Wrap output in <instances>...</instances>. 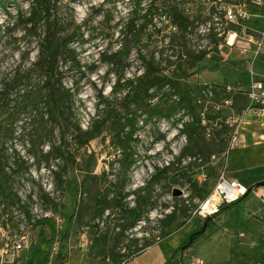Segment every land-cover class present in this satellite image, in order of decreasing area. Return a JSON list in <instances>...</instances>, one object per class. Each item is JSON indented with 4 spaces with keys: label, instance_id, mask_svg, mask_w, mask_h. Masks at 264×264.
Masks as SVG:
<instances>
[{
    "label": "rangeland",
    "instance_id": "1",
    "mask_svg": "<svg viewBox=\"0 0 264 264\" xmlns=\"http://www.w3.org/2000/svg\"><path fill=\"white\" fill-rule=\"evenodd\" d=\"M17 1L23 10L28 9L29 0ZM226 1L237 6L242 4V0ZM174 4V0H161L151 7L150 0L142 1L141 7L146 10L151 9L154 20L153 24L140 29L135 36L128 35L130 51L128 53L124 51L125 63L128 65L124 69L126 77L142 71L143 61L139 56L140 52L147 57L154 54L156 59L162 62L163 67H168L171 62L181 61L184 67L188 68V61L192 60L193 55L200 50L214 47L211 36L200 32L201 27L212 18L211 5L195 1L187 3L186 14L190 22L187 23L186 33L183 36L180 27L173 28L174 23L169 17L170 9ZM255 6L253 3L250 4V8ZM67 7L73 9V13ZM137 7L136 0H60L55 11L66 25L68 23L67 28H72L71 18L79 26L78 34L71 44L79 52L78 57L84 72L82 75L76 70L69 71L63 79L67 87L73 90L78 88L75 92L73 115L68 121L70 127L65 130L69 139L67 142L69 150L74 153L75 159L63 178V185L58 187L51 173V169H57L63 162L53 158L47 160L41 155V151L46 152L50 149L49 142L32 146L30 142L17 134L12 141L4 145L9 157L7 171L17 167L20 163L18 157L28 161L29 170L23 168L20 172H11L5 188L0 186V213L15 223L18 219L13 213L15 207L26 214L28 223H35L32 234L33 243L40 249L41 264H97L103 261L117 238L118 225L123 222L118 208L114 211H106L101 218L97 217L94 220L90 218L93 215V201L90 195L102 191L110 182L116 180V175L119 173L117 159L121 155L120 151L111 144L112 133L109 125L103 128L98 138L88 144L80 145L71 140L72 123L78 121L83 128H87L94 117L104 114L103 97L115 101L118 110L123 109L121 98L124 93L117 94L116 98L112 96V86L117 74L115 70H111L112 67L109 64L101 60L100 53L105 50H117L121 42H125L126 38L123 40L122 30L125 29L127 21L135 15L134 11ZM8 9L16 14L14 4H10ZM7 17L0 7V23H5ZM142 22L143 20L138 21V25ZM241 24L243 26H238L239 28L245 27L263 34L264 13L252 10L243 18ZM19 33H21L19 30L14 31V35ZM244 38L245 35L240 36L234 45L224 47L222 51L226 59L222 57L223 60L218 67H213L215 61L206 59L199 72L192 74L187 81L191 84L199 80L201 82L228 81L229 83L238 79L250 81L252 69L257 74L264 68V37L258 38L259 44L253 45V51H249V46L252 44ZM16 45L13 39H8L5 35L0 36L1 69L6 68L9 71L19 62L20 52L15 49ZM244 46H247L246 50L243 49ZM255 50L258 51L257 54ZM213 54L214 50L210 55ZM34 59L35 52H32L30 61ZM92 65H95L94 69H90ZM174 67L175 64L165 73L170 74ZM223 95L220 94L217 97L218 101H223ZM157 101L156 98L153 103ZM241 105L242 103L239 102L235 107L224 106L223 115L229 116L232 114V108H239ZM180 119V114L170 120L154 118L138 132L140 137L136 145L138 162L131 172L126 191H134L146 185L156 167L167 165L168 161L181 154L188 142L185 134L180 132L182 121H189L190 117L184 116L182 121ZM231 124L234 128L238 121L224 123L226 127H230ZM55 132L52 143L57 141L59 136V130L56 129ZM231 135L232 129H228L224 136L223 151L228 149ZM215 154L219 158L210 163L211 158H201L202 160L199 161L198 153L189 152L184 160L188 161L187 159L191 158V161L180 165L187 167L186 175L192 178H202L203 173L207 174L210 168L215 166L216 173L207 178L209 188L216 179L217 172L224 166L221 153ZM234 155L235 153L232 152L231 157L234 158ZM112 163H114L113 168ZM180 165H175L176 167L170 171L169 175L175 174ZM86 172L98 176L97 182L94 179L85 178ZM104 172L108 174L106 177L103 176ZM186 175L179 176L176 181L169 179L168 176H162L151 184L149 208L144 209L141 220L137 222L132 232L130 230L126 232V236L118 244V249L129 246L133 249L137 246L135 242H132L133 239L142 237L143 243L149 242L145 246L151 247L148 251L135 256L128 264H160L167 259L169 262L166 264H196L200 259L205 264H264V223L252 216L253 212L262 210L263 206L254 190L231 208L222 211L216 222L213 221L209 226H204V232L200 238L189 246H184L185 240L195 228L202 225L201 216L194 213L197 201H202L200 198L196 197L187 202V213L178 211L177 220L171 227L164 228L163 231L156 227L158 219L163 218L169 210H173L172 207L178 204L183 207L182 201L189 199L190 190ZM240 182L248 188L252 187V184ZM0 183H3L2 180ZM175 188L181 189L184 193L173 196ZM9 190L18 194L20 203L8 204L6 195ZM134 197L135 195H130L124 202L128 203L129 207H133ZM80 212L82 219L81 222H77ZM184 221L186 225L180 228L179 223ZM95 224L99 227L94 226ZM166 234L169 235L167 238L164 237ZM99 235H105L107 238L96 244L95 239ZM158 235L161 236L160 242L156 241ZM33 256L34 249L30 254L31 258Z\"/></svg>",
    "mask_w": 264,
    "mask_h": 264
},
{
    "label": "trees",
    "instance_id": "2",
    "mask_svg": "<svg viewBox=\"0 0 264 264\" xmlns=\"http://www.w3.org/2000/svg\"><path fill=\"white\" fill-rule=\"evenodd\" d=\"M143 0H136L138 7L134 11V16L130 18L125 29L122 30V38H126L121 42L117 50H105L101 52V60L109 64L117 74L116 81L112 86V96L123 92L121 98L123 109H117L115 101L107 97H103L105 105L104 114L94 117L87 128H83L78 121L72 123V139L80 145L88 144L93 139L98 138L104 127L108 126L111 130V144L120 151L121 157L117 159L119 164V173L116 180L110 182L102 191H97L90 195L93 201V215L91 219L101 218L106 211H114L118 208L123 222L118 225L119 231L117 238L110 247L109 253L103 261L97 264H119L125 259L130 260L135 257L139 250L137 246H131L118 249L121 239L126 236L128 230L135 228L138 221L141 220L144 209L149 208L151 199V184L159 180L162 176H168L176 181L179 176H185L187 167L181 166L183 160L189 152L198 153V157L210 159L215 153L223 152L225 143L224 136L228 129L233 128V124L226 127V116L223 115V107L215 110L212 106L206 112L207 119L220 121L221 127L215 128L210 138L206 136L207 125L203 124L201 112L203 106L198 102L200 99H206L205 92L213 93L212 102L223 103L227 99H232L231 107H235L239 102L241 107H236L237 112L242 113L249 102L250 85L246 80L238 79L233 83L224 82L222 84L215 82L191 84L187 81L192 74L199 72L202 63L206 59L215 61L213 67H218L223 60L219 45L224 42L223 38H218L213 32L211 36L214 47L211 49L200 50L189 62L188 68H185L183 62L172 63L168 67H163L162 62L156 59L153 54L150 57L139 54L143 61V69L140 73H135L131 77H126L124 69L128 67L126 62V54L130 51L128 35L135 36L136 33L148 25L153 24L154 16L151 9L141 7ZM161 0H150V6H154ZM170 9L169 17L174 23L173 28L177 26L182 30L185 36L187 23L190 22L187 12V3L195 0L177 1ZM17 0H0V7L7 14V21L0 23V36L5 35L8 39H13L17 44L15 49L20 52V60L9 71L0 68V186L5 188V184L9 181L12 173L20 172L21 169L29 170L28 161L21 157L20 163L15 169L7 171L9 157L5 143L12 141L17 134L24 140H27L35 146L37 143H50V149L46 152L41 151V155L49 160L50 158L59 159L63 162L57 169H51V173L56 179L57 186H62L64 176L67 174L71 163L75 159L74 153L69 150L68 137L65 130L70 127L69 119L73 115V106L75 102L76 87L74 90L67 87L63 79L69 71L76 70L81 72L83 65L79 59V52L76 47L71 44L74 37L78 34L79 26L73 18H71L70 29L68 23L61 20L57 16L56 10L60 0H29L28 9L23 10L17 3ZM206 2L207 1H195ZM226 4L227 2L224 0ZM242 4L246 5L250 10H264V6L256 5L253 0H242ZM255 4V8H250L251 3ZM10 4L16 7V14L11 13L8 9ZM210 4V3H209ZM234 4V3H230ZM213 8V14L217 12L218 5L210 4ZM235 5V4H234ZM73 13V9L67 7ZM143 20L141 25L138 21ZM241 22L243 19H241ZM69 23V24H70ZM242 24L232 23L229 29L233 32L240 33ZM154 28L157 29L156 25ZM19 30L21 33L14 35V31ZM160 31V29H158ZM246 33L257 37V34L245 30ZM262 34L258 36L261 38ZM32 46V44H34ZM21 44L23 46L21 47ZM214 50V54L210 53ZM35 52V59L30 61V55ZM222 58V59H221ZM225 59V58H224ZM29 61V62H28ZM175 64L171 73H165L166 70ZM92 65L90 69H94ZM231 86L232 90L228 91L227 87ZM223 95V101H218V96ZM158 99L153 103V100ZM234 109V108H233ZM180 114L182 121L184 116H189V121H182L180 132L185 134L187 145L182 149L181 154L163 167H156L146 185L139 187L134 191H126L127 184L130 181L131 172L137 166L136 145L140 141L138 132L149 124L154 118L158 120H170ZM183 116V117H182ZM224 125V126H223ZM56 129L59 130L58 139L54 143L51 141L55 138ZM211 140V141H209ZM196 156V155H195ZM194 156V157H195ZM202 160V159H201ZM211 163V162H210ZM181 164V165H180ZM177 168L176 175H169L170 171ZM114 163L111 164L113 168ZM220 172V171H219ZM212 183V187L208 188V177L216 173V167L212 166L208 173H203L205 178L200 181L198 177H186L188 188L190 190L189 199H184L181 204L175 205L173 210L166 214L163 218L158 219L157 228L164 230L169 228L177 220L178 211L187 213L188 203L198 197L204 200L213 190V187L219 176ZM108 174L103 173L106 177ZM85 178L94 179L96 182L98 176L91 175L86 172ZM257 186V185H255ZM3 188V189H4ZM130 195H135L133 207L124 200ZM8 204L16 205L21 202L17 193L9 190L6 195ZM237 203V202H236ZM236 203L222 205L214 217L220 212L231 208ZM24 208V207H23ZM2 213H0V219ZM81 212L78 214L77 222H81ZM90 219V220H91ZM212 217L204 218L202 225L198 226L189 234L184 242V246H189L200 238L204 232V226H209ZM89 222V221H88ZM186 225V222H180L179 227ZM94 226L99 227L95 224ZM166 234L164 237H168ZM105 235H99L96 244L105 241ZM139 239H133L137 245ZM146 242V241H145ZM105 243V242H104ZM149 242L143 243L147 245ZM107 248V245L105 246ZM125 249V251H123Z\"/></svg>",
    "mask_w": 264,
    "mask_h": 264
},
{
    "label": "built area",
    "instance_id": "3",
    "mask_svg": "<svg viewBox=\"0 0 264 264\" xmlns=\"http://www.w3.org/2000/svg\"><path fill=\"white\" fill-rule=\"evenodd\" d=\"M177 1H185V0H177ZM201 1V0H195ZM207 1L210 4L218 5L217 12L212 15V18L201 27L200 32L209 35L213 32L216 33L218 38H223L224 42L219 45L220 53L223 58L226 59V55L223 53V49L226 46H232L234 43H230V37L232 35L237 36V32H233L229 29L232 23L240 24L241 19L247 16V8L245 4H241L239 6L234 4H226L224 0H202ZM253 2L258 6H264V0H253ZM245 39L248 42L259 44V41H255L254 36L245 32ZM264 37V33L262 37ZM246 50V49H245ZM257 50L255 54H257ZM228 91L232 90L231 86L227 87ZM206 99H200L198 102L203 106L201 112V118L203 124L207 125L206 136L208 138L211 137L213 130L215 128H220V121L222 119L209 120L207 119L206 112L208 108L212 106L215 110H220L224 106H230L233 103L232 99L225 100L222 104L212 102L210 99L212 98L213 93L208 91L204 93ZM256 112L260 115H264V81L256 80L254 78L251 79L250 83V91H249V102L244 111L239 114H247L249 112ZM240 121L239 116H234L230 114L226 117L225 122L230 123L231 121ZM240 145V137L235 128L232 131V135L230 138V144L227 150L221 153V158L224 159V166L219 172V176L217 181L213 187L212 192L202 201H197L196 208L194 213L201 216L202 218H207L213 216L218 212L219 208L224 204L235 203L247 196L249 193V188L241 183L239 180L232 178L228 175L225 162L230 156L231 152ZM218 155H212L210 162L213 163L216 159H218ZM188 161L183 160V163H187L191 161V158L187 159ZM201 161V158L199 159ZM169 164V161L167 162ZM205 178V175H202L199 180L202 181ZM184 193V191H182ZM173 208V207H172ZM13 213L15 214V218L17 222L13 223L10 219L4 215H2L0 219V264H22V251L26 246L33 243V226L35 223H28V218L24 212L21 210L13 208ZM172 210H169L170 213ZM166 213V214H168ZM165 216V215H164ZM33 221V220H32ZM133 230V229H132ZM132 230H130L132 232ZM144 236V235H143ZM156 241H161V236L158 235L156 237ZM137 248L139 250L136 254L147 250L149 246H145L143 244V237L139 238L137 242ZM125 251V249L123 250ZM129 260L125 259L119 264H128ZM196 264H205L202 259L198 260Z\"/></svg>",
    "mask_w": 264,
    "mask_h": 264
},
{
    "label": "crops",
    "instance_id": "4",
    "mask_svg": "<svg viewBox=\"0 0 264 264\" xmlns=\"http://www.w3.org/2000/svg\"><path fill=\"white\" fill-rule=\"evenodd\" d=\"M250 11L252 10L247 9V16ZM260 11L261 10H255V12H260ZM261 12L264 13V10H262ZM247 29L250 30L249 28L243 27L241 32L238 33L237 36L235 34L232 35L230 37V43H234L235 40H237L240 36L243 37V35L245 34V30ZM254 33L257 34V37H254L255 41L260 40L258 39V36L260 34L258 32H254ZM249 43L252 44V46L251 45L249 46V51H253L254 49L253 45H255V43H251V42ZM245 47L247 46H244L243 49H247ZM252 60H253L252 63L254 64L255 58ZM252 78L256 80L264 81V68L259 70L257 74L252 69L251 79ZM199 82L203 84L208 83V82H201L200 80ZM211 82L220 83V84L224 83L220 81H211ZM246 82L247 85H250L251 80L250 81L246 80ZM232 114L234 116L235 115L239 116L240 118L239 123L235 126V128H237L240 137V145L232 151L235 153L234 158H232L230 154L227 161L225 162V167L230 177L235 178L239 181H243L244 183H249L250 185L252 184V187L249 188V190L256 191V194L260 197L263 206L262 210L253 212L252 216L255 217L256 220L264 223V186H255L257 185V183L264 181V115H260L256 112H249L247 114L239 115V112H237V110L233 108H232ZM239 201H237V203ZM221 213L222 212L217 214L215 217L214 215L211 216L213 219L211 223H213V221L216 222L217 217ZM201 220L203 222L204 218L201 217ZM150 247L139 254L148 251ZM32 249H34L33 258L30 257ZM21 257H22L21 259L22 264H41L40 262L42 258L41 252L39 247H37L34 243H31L24 248ZM133 258H131L129 262ZM167 262H169L168 259L166 261L161 262L160 264H166Z\"/></svg>",
    "mask_w": 264,
    "mask_h": 264
},
{
    "label": "water",
    "instance_id": "5",
    "mask_svg": "<svg viewBox=\"0 0 264 264\" xmlns=\"http://www.w3.org/2000/svg\"><path fill=\"white\" fill-rule=\"evenodd\" d=\"M257 186H264V181H261L259 183H257ZM179 195H182V190L181 189H178V188H175L173 190V196H179Z\"/></svg>",
    "mask_w": 264,
    "mask_h": 264
},
{
    "label": "bare ground",
    "instance_id": "6",
    "mask_svg": "<svg viewBox=\"0 0 264 264\" xmlns=\"http://www.w3.org/2000/svg\"><path fill=\"white\" fill-rule=\"evenodd\" d=\"M236 41V40H235ZM235 43V42H234Z\"/></svg>",
    "mask_w": 264,
    "mask_h": 264
}]
</instances>
